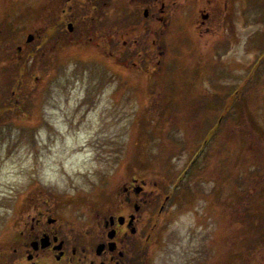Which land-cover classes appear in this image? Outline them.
<instances>
[{"label":"rangeland","instance_id":"obj_1","mask_svg":"<svg viewBox=\"0 0 264 264\" xmlns=\"http://www.w3.org/2000/svg\"><path fill=\"white\" fill-rule=\"evenodd\" d=\"M167 6L161 44L152 46L141 26L132 35L119 26L111 41L107 9L89 42L70 37L80 24L50 37L48 17L61 19L62 0H0V55H8L0 63V229L39 198L80 206L114 201L130 177L164 195L179 182L167 203L165 251L151 264H257L264 0H224L221 12L220 0ZM202 8L204 28L196 25ZM29 33L40 36L26 44ZM210 127L218 129L206 151L178 181Z\"/></svg>","mask_w":264,"mask_h":264},{"label":"flooded vegetation","instance_id":"obj_2","mask_svg":"<svg viewBox=\"0 0 264 264\" xmlns=\"http://www.w3.org/2000/svg\"><path fill=\"white\" fill-rule=\"evenodd\" d=\"M62 1L66 3L61 10L62 20L48 19L54 20L52 25L56 26H83L70 36L73 29L68 35L70 37L77 40L87 37L89 42L97 35L99 37L103 30L95 26L103 27L100 20L107 9L112 19V27L109 28L111 41L118 35L119 26L131 35L141 26V31L149 34L153 46L156 42L161 44V26L168 20L167 3L171 0ZM220 1L222 8L217 6V12L223 11L224 0ZM187 2L172 0V6L175 11H180ZM124 6L126 13H117V9ZM200 18V24L196 25L206 27L208 13L203 12ZM205 30L209 31L208 28ZM133 41L136 43L138 40ZM157 47L158 54H162L159 51L162 45ZM163 193L156 191L144 179L130 177L118 188L114 201L108 200V196L103 200H92L89 196L90 200H82L80 206L79 203L60 206L59 202L42 198L37 200L38 203L27 202L24 209L17 211V215L15 210L11 220L0 229V264H151L156 254L166 248L167 203L173 196ZM177 208L175 205L174 209ZM172 233L169 230L168 239ZM189 235L192 237L194 234ZM171 241L168 240L170 244ZM262 246L264 233L256 245L254 258L258 260L254 261L257 264H264Z\"/></svg>","mask_w":264,"mask_h":264},{"label":"trees","instance_id":"obj_3","mask_svg":"<svg viewBox=\"0 0 264 264\" xmlns=\"http://www.w3.org/2000/svg\"><path fill=\"white\" fill-rule=\"evenodd\" d=\"M62 34V30H61V28H56L53 32H52V34H51V38L52 37H58L59 35H61ZM6 57H8V56H6V54H4V57H3V59L0 57V60L1 61H3L4 59L6 60L7 58ZM4 90V89H3ZM3 90H1V91H3ZM224 109H225V106H224ZM225 117H226V113H225V111H224V119H225ZM186 132H188V133H192V131L190 130V129H186L185 130ZM214 134V133H213ZM211 137H212V134H211ZM211 137H210V139H211ZM202 157V156H201ZM197 161L198 160H196L195 162H194V164H196L197 163ZM244 226H245V224H244Z\"/></svg>","mask_w":264,"mask_h":264},{"label":"water","instance_id":"obj_4","mask_svg":"<svg viewBox=\"0 0 264 264\" xmlns=\"http://www.w3.org/2000/svg\"><path fill=\"white\" fill-rule=\"evenodd\" d=\"M67 28H68V30L71 32L72 31V25L71 24H69L68 26H67ZM32 39H33V36H31V35H29L28 37H27V42H31L32 41Z\"/></svg>","mask_w":264,"mask_h":264}]
</instances>
